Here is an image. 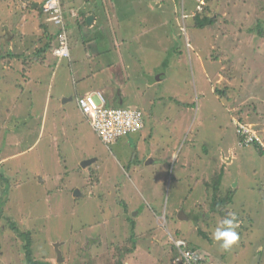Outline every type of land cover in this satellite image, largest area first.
I'll list each match as a JSON object with an SVG mask.
<instances>
[{
  "label": "rangeland",
  "instance_id": "1",
  "mask_svg": "<svg viewBox=\"0 0 264 264\" xmlns=\"http://www.w3.org/2000/svg\"><path fill=\"white\" fill-rule=\"evenodd\" d=\"M4 1L0 0V37L7 25L14 31L19 25L22 32L41 35L38 20L33 24L31 18L26 27L14 0H6L1 8ZM82 1L66 0L63 5L69 9L72 2ZM203 1L205 5L197 11V0H163L162 10L157 8L159 0H116L113 24L88 27L68 22L74 56L93 54L90 48L94 53L113 50L111 34L120 41L119 48L112 54L108 51L102 60H85L88 77L84 81L80 74H64L69 80L63 78L62 84H77L78 94L108 85L103 89L110 96L103 93L108 106H116L111 105L114 95L123 108L143 112V133L128 134L115 144L105 145L85 118L75 127L78 131H69L67 118L50 117L58 101L45 106L58 87L50 90L36 84L33 74L24 76L16 61L9 60L8 66L0 62V177L5 176L0 179V210L5 208L0 211V264H153L160 259L170 264L173 254L167 247L178 240H187L202 256L224 264H264V253L260 257L256 252V247L264 250V154L253 146L238 147L234 126V118L239 119L264 138V39L249 31L259 1ZM174 6L196 15L181 22L180 18L178 28L165 36L158 24L171 22ZM131 16L143 19L148 31V44L141 51L135 48L141 44L137 40L130 39L128 49L123 42ZM205 17L216 24L197 25V19ZM101 35H106V42ZM91 37L95 41L85 49L83 41ZM9 39L5 43L10 54L20 44ZM157 40L162 43L156 45ZM109 63L114 66L106 68ZM63 67L66 62L53 65L60 70L56 83ZM225 89L227 98L216 93ZM29 98L38 106L40 117L16 120L21 132L40 124L39 145L31 150L35 136H27L15 147L11 142H18V134L4 126L9 117L16 122L20 114L15 113L16 105L24 104L25 111L32 107ZM55 133L59 136L53 137ZM179 143L181 157L176 151ZM171 153L179 157L177 161L170 160ZM148 154L167 162L147 166ZM132 157L152 170L143 177L146 171L139 173L130 165ZM84 158L99 161L84 169ZM95 169L104 181L98 188ZM220 175L224 177L218 190L210 187L205 194L203 185L214 184ZM224 198H230L228 207L217 211ZM128 203L131 208L125 211L123 205ZM161 207L171 217L168 223ZM231 215L238 222L239 240L225 251L214 233ZM125 249L129 254L121 260Z\"/></svg>",
  "mask_w": 264,
  "mask_h": 264
},
{
  "label": "crops",
  "instance_id": "2",
  "mask_svg": "<svg viewBox=\"0 0 264 264\" xmlns=\"http://www.w3.org/2000/svg\"><path fill=\"white\" fill-rule=\"evenodd\" d=\"M2 1H4V0H2ZM64 1L66 2V0H62L63 4L66 5L64 3ZM115 1L116 0H101V3H98L97 0H85V2L83 0L79 4H77L76 2H74V3L72 2L73 5H71L69 7V9H66V7L63 5L64 10H65V14H66L67 26H68V22H70V20H73L77 25L84 24V25H87L88 27H96V26H100V25L107 26L109 24H113L114 22H111L110 20L115 19V15L117 12L114 8ZM159 1L160 2L157 3L158 4L157 8L159 10H162L163 0H159ZM167 1H169V0H167ZM170 1L172 3L175 0H170ZM6 2L7 1L5 0L3 3H1V8H4L3 5ZM14 3H15V6L17 8V11L20 14V17L21 18L23 17L21 19V22L24 23V25L27 27V26H29L28 23L30 22L31 18L34 21L33 24H35V21L37 22V20H38L40 22V25H41L40 29H41L42 33H41V35H38L36 32L30 31V35H29V32H22L20 30V28L22 29V27L21 26L19 27V25L17 26L18 31H16V30L14 31L12 29V27H10L9 25L5 26L6 29L3 30V35L0 37V40H2V42L0 43L1 44L0 50L2 51V53L0 55V62L2 64H5V62H6L5 66H8L9 60L10 61H16L21 66V72H22V74H24V76L26 74H30V75L33 74V79H35L36 84H41V86L44 84L45 87L49 88L50 90L51 89L54 90L55 88L58 87L56 90V92L57 91L58 92L57 93L55 92V97H52L50 95V100H49L48 104H46L45 101H42L41 103L46 104L45 106H48V108H50L51 107L50 102L53 104L55 101L56 102L58 101V104H56V103L53 104V106L55 108H53V114L50 117H64V119L67 118V121H68L67 125L69 126V131H71V129H75V127H77L78 124L83 122L85 119L90 123V121L87 119V117L85 115H83V113L80 111L79 106H78V99L82 98L88 94H92V93H106L105 90L110 88V87L108 85H105V86H103L97 90H94V91H88L87 90L88 92H85L83 94H78V85L77 84L74 87L70 86L69 84H67L68 86L62 85L69 80V77H64V74L65 75L73 74L75 76L80 74L81 80L84 81L88 77V76H86L87 70L83 66L85 63V60H88L91 62H94L93 61L94 59L102 60L103 58H105L108 55V53H109L108 51H110V54H112V51L114 49L119 48V46L121 45V44H119L120 41L116 40L115 36L113 39V34H111L109 36H111L110 42L113 43L111 45L112 49L114 48L113 50L110 49V50L103 53L102 51L105 50V48H104L103 50H101V52H100V50H97V53H94V49L90 48L93 54H89L88 52H85V53L82 52L78 56L73 55L72 47L70 44L71 59L58 58L53 54V51H50L49 49H45V47H47L49 45V40L51 39V37L52 36L56 37L58 32H59V29L57 27L53 26L52 23H49L46 21V15L44 13V5L46 3V0H14ZM10 4H12V3L9 2L8 5H10ZM150 4H151V2H150ZM77 6H78V8H77ZM197 7H198V5H197ZM183 10L174 6L173 10L170 11V14H171L170 16L172 17L170 19L171 22L163 21L162 23L158 24V26H159L158 28H161L162 31H163V29L166 31L165 36L167 35L168 32H172V30L176 29L175 24L178 27L179 19L181 18L180 22L182 21ZM26 11H29V12L27 13ZM136 11H137V9L133 10V13H136ZM185 11L189 15V17L196 15L195 11L189 12L188 9ZM72 12L77 13L78 16L73 17ZM35 14H36V16H35ZM41 14H42V16H41ZM68 16L70 18H68ZM132 17L133 16L130 17V20L128 19V22H130V27H127V30L129 33L128 38L126 39V41H123V39H121V41L124 42L125 46L128 45L127 46V49H128V47L131 46V43H132L131 40L132 41L137 40L141 44L137 45L135 48L137 50L141 51V46L145 47L148 44V43H145V39H146L145 35L148 31L145 30V25L143 23V19H141V18L140 19L139 18L134 19ZM34 18H35V20H34ZM89 19H91L90 23H88ZM132 20H134L135 22H131ZM44 23H45V25H44ZM33 24H31V25L33 26ZM136 26H139V27H136ZM52 27H55V30L52 29ZM68 29H72V26L70 27V25H69ZM114 29L115 28L113 27V30ZM6 31H8V34H5ZM143 36H144V38H143ZM8 37H11V40H13V39L16 41L18 40L17 42H18V44H20L18 46V49L17 50H11L10 54L8 52V47L6 44L8 41H10V39L6 40V38H8ZM104 37H106V35L105 36L101 35V37H100V40H104L102 42H106ZM16 38H19V39H16ZM94 39L95 38L91 37V38H89V41H87L88 39H85V41H83V45L85 44L84 45L85 49L87 46L89 47V43H92V42L94 43V41H95ZM157 41L158 42L156 43V45H159V43L160 44L162 43L160 40H157ZM4 49H7V50L4 51ZM130 53L131 52H129V54ZM136 53H138V52H136ZM56 62H58V63L66 62V64H67V67L62 68V71H61L62 75L59 74L60 75V77H58L59 83H56L55 80H56L57 74L60 73V70L56 69V71H55V69L53 68V65L56 66ZM79 62H81V66L78 65ZM96 66H99V65H96ZM113 66L114 65L112 63L105 65L106 68H111ZM38 74H39V76H38ZM34 75H36V76H34ZM47 78L50 79L51 81H49V82L41 81V80L46 81ZM63 78H64L65 82H64ZM30 84H28V85H30ZM81 89H83V88H81ZM103 89H105V90H103ZM73 91H76L75 92L76 94H73ZM106 94L108 95V97H110L108 93H106ZM30 97L32 98V94L30 95ZM112 97L114 98V100L111 102V103H113L111 105H116V106H122L123 105L122 101L120 99H118V97H116L114 95H112ZM28 102H29V104L32 105V107L30 105L27 106L26 111L24 110V104H22L21 107H18L17 105L14 107L15 113H20L19 115L17 114V116L15 117V120L17 119V120H20V122H21L24 120V117H26V118L28 117L29 120L31 119V117H40L39 112L37 110L38 106H36L35 101L32 100V102H31V100L29 98ZM22 111L26 112L24 114L26 116L21 115ZM35 113H36V116H33ZM29 115H30V117H29ZM14 116H15V114H14ZM45 117H49V115L47 114ZM234 119H235L234 120V126H235V130L237 132V123L243 122V121L236 119V118H234ZM17 120H16V122H13V119L11 117H9V120L6 119L5 123H4V126L7 128L8 132H15V134H18V138H17L18 142L15 141V139H14L13 142H11V144L12 145L15 144V147L21 146L23 141L27 138V136L33 135V136H35V142L31 146L30 150L33 149L36 145H39V142H40V138H39V129L40 128L39 127H40V124H39V127H37L36 129L29 128L28 130H26V131H28V133L26 131L21 132L22 130L17 126V125H19ZM243 123H245V122H243ZM65 124H66V122H65ZM29 125L30 124H28L27 126H29ZM4 126L2 125L3 128H4ZM51 126L55 127L56 125L52 124ZM90 126L92 127L91 123H90ZM2 127H1V129H3ZM75 130L78 131L79 129H75ZM142 131H140L141 133L139 132V134H142L143 133ZM1 132H3V131H1ZM50 134L52 135L51 132H50ZM67 134H68V132H67ZM54 135H56V136H53V137L59 136L57 133H55ZM236 135H237V133H236ZM61 137H63V139H64L67 136L65 135V133H63V135ZM127 137H129V136L126 135L125 138H127ZM237 139H238V136H237ZM118 140L113 142V143H108V144L105 143V145L115 144L118 142ZM238 140H237V145H238ZM180 146H181V144L179 143V146H178V148H176V151H177L178 156L181 157L182 153L178 152V149L180 148ZM174 150L175 149L173 148L172 153ZM150 152H151V150H150ZM172 153H171L170 160L171 161L172 160L177 161V159L179 157L176 156L177 157V159H176V157L173 156ZM84 159H85V161L82 162V166H83V163H85L86 161H92L89 165H86L85 167L83 166L84 169H87V167H89L90 165L99 161L98 158L97 159L96 158H94V159L93 158H91V159L84 158ZM134 159L135 158H133V157L131 158V160L129 161L130 165H133L139 173H144V171H146L143 174V177L145 176L146 173L150 172L149 170H152L149 168L144 169L143 166L138 161H135ZM146 160H148L147 166L149 165L150 167H151V165L154 167H158L160 164H164L165 162H167L164 157L158 158L154 154H152V156H151V154H148ZM2 163L5 164V161ZM184 164L185 163H183V166H186V168H188L187 167L188 165H184ZM95 170H96L95 174L97 176L95 178V180L98 183V185H96V187L98 188L101 186V184H103L101 182V181H103V177L97 169H95ZM90 175H92V174H90ZM90 175L87 176V178L88 177L90 178ZM4 178H5V176L0 177V179H4ZM78 194H80V192H78ZM91 197H94V194ZM128 207L131 208L129 203H128ZM4 210H5V208H2L0 211H4ZM180 210H181V208L178 209V211H180ZM160 211H161V216L163 215L162 217L166 219L167 214H166V211L164 210V208L161 207ZM135 216L138 217V213H136ZM181 216L185 217L184 213H182ZM168 248L171 249V251H172L171 253L174 256V253H175L174 250L175 249H174L173 245L171 244V242H169L167 249ZM256 252H257V254H259V252H262V251H259L258 247H256ZM173 256H172V258H173ZM260 257H262V255ZM208 260H209L207 262L208 264H224V262L215 261L214 258L212 260L208 258ZM170 262H171L170 264H172L173 260L172 261L170 260ZM167 263H165V264H167ZM153 264H164V263H163V260L160 259L158 261H155Z\"/></svg>",
  "mask_w": 264,
  "mask_h": 264
},
{
  "label": "built area",
  "instance_id": "3",
  "mask_svg": "<svg viewBox=\"0 0 264 264\" xmlns=\"http://www.w3.org/2000/svg\"><path fill=\"white\" fill-rule=\"evenodd\" d=\"M198 2V10H201L205 3L203 0H198ZM44 13L46 21L59 29L56 36L57 45L53 54L61 59H71L69 29L62 0H46ZM72 15L73 17L78 16L75 12H72ZM188 17V15L182 14L183 19ZM78 106L90 121L95 133L106 144L113 143L128 134L139 133L145 128L144 114L140 109L131 110L122 106H108V101L103 93H92L79 98ZM237 134L241 146L249 145L255 141L262 143L259 134L246 123H237ZM174 244L178 248L175 264H200L202 258L188 247L187 242L178 240Z\"/></svg>",
  "mask_w": 264,
  "mask_h": 264
},
{
  "label": "trees",
  "instance_id": "4",
  "mask_svg": "<svg viewBox=\"0 0 264 264\" xmlns=\"http://www.w3.org/2000/svg\"><path fill=\"white\" fill-rule=\"evenodd\" d=\"M257 1H259V4H258V6L256 7V9H255V12H254V17H253V19H254V23H252L253 25H251V27H250V29H249V31L250 32H255L256 34H257V37L259 36L260 38H262V39H264V1L262 0V1H260V0H257ZM255 13L256 14H259V15H255ZM41 16H42V14H41ZM206 24H209V25H214V24H216L215 23V20H213V19H211V18H209V17H205V19H203L202 21L201 20H199V19H197V25H199V26H201V27H204ZM44 25H45V23H44ZM175 26H176V29L178 28L177 27V25L175 24ZM244 27H246V25H244ZM56 45H57V42H56V37H51V39L49 40V47L47 46V47H45V49H49L50 51H53L54 49H55V47H56ZM43 51V50H42ZM44 52V51H43ZM218 92V94L220 95V96H222V97H226L227 98V94H226V89L225 90H223V91H221V90H216V93ZM112 107H116V106H112ZM243 123V122H242ZM237 133V132H236ZM258 133V132H257ZM259 134V133H258ZM260 135V134H259ZM237 136H238V139L240 140V138H239V135L237 134ZM260 137H261V139H262V143H259V142H257V141H255V142H253V143H251V144H249V145H246V146H241V144H240V141L238 140V147H240V148H248V147H250V146H253L255 149H257V150H259V152L260 153H262V154H264V138L260 135ZM189 163V162H188ZM188 165H190V164H188ZM189 167V166H188ZM190 167H193V166H191L190 165ZM224 177V176H223ZM223 177H221V175L219 176V178L216 180V181H214L213 183L214 184H212V183H209L208 184V186L206 185V184H204L203 185V187H204V193L206 194H209V188L210 187H213L214 188V190L216 189V190H218V187L219 186H221V184H222V181H221V179L223 178ZM96 181V180H95ZM215 198H217L218 199V196H217V192H216V194H215ZM221 199H223V198H221ZM225 199V198H224ZM230 198H226L225 200H222L221 202L219 201V204L220 203H222V206H220L218 209H217V211L218 210H220L221 212H225V208L226 207H228V206H226L229 202H228V200H229ZM123 205V204H122ZM124 206V210L125 211H128L129 210V207H128V204H124L123 205ZM223 207V208H222ZM133 217V216H132ZM171 219V217L170 216H167V218H166V220H167V223H168V221ZM131 224H132V227H135V221H131ZM176 237V236H175ZM177 237H179V235H177ZM29 242V241H28ZM185 242H187V244H188V247L189 248H191V249H193V250H195L196 252H197V249L196 248H194V247H192L191 245H190V243L186 240ZM28 245H30V242H29V244ZM28 245H26V246H28ZM173 247H174V251H175V253H174V256H173V258H172V260H173V264H175L174 263V261H175V259H176V257H177V255H178V251L176 250V247H175V245H173ZM264 247V246H263ZM134 248V247H133ZM132 251L134 252V249H132ZM129 250H127V249H125L124 250V253H123V255H122V258L123 259H121V257H120V259L121 260H124L125 259V257H126V255H128L129 253ZM133 252H130V254H132ZM198 253V255L202 258V261L200 262V264H206L209 260L207 259V257H205V256H202L201 254H199V252H197ZM262 253H264V250L262 251V252H259V256H261V254ZM34 264H36V263H34ZM118 264H126V263H124L123 261L122 262H118Z\"/></svg>",
  "mask_w": 264,
  "mask_h": 264
},
{
  "label": "clouds",
  "instance_id": "5",
  "mask_svg": "<svg viewBox=\"0 0 264 264\" xmlns=\"http://www.w3.org/2000/svg\"><path fill=\"white\" fill-rule=\"evenodd\" d=\"M198 2V0H197ZM205 3V2H204ZM63 4V2H62ZM205 5V4H204ZM199 6V2H198ZM64 7V6H63ZM183 10L182 14H185ZM198 11V7H197ZM188 15V14H186ZM189 16V15H188ZM224 227L217 226L215 233H214V239L219 242L220 247L224 249L225 251H230L238 242L239 236L236 231V228L238 227V222L234 215H231V218H225L224 219Z\"/></svg>",
  "mask_w": 264,
  "mask_h": 264
},
{
  "label": "water",
  "instance_id": "6",
  "mask_svg": "<svg viewBox=\"0 0 264 264\" xmlns=\"http://www.w3.org/2000/svg\"><path fill=\"white\" fill-rule=\"evenodd\" d=\"M91 19L88 20V23H90ZM117 107H121V106H117ZM92 161H86L85 163H83V166L85 167L86 165H89ZM79 191H76V195L78 194ZM182 219V218H181ZM59 259L62 261L61 258V254L59 253Z\"/></svg>",
  "mask_w": 264,
  "mask_h": 264
}]
</instances>
